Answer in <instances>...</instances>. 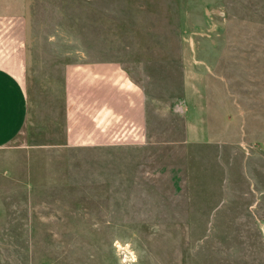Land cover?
I'll return each instance as SVG.
<instances>
[{
  "label": "rangeland",
  "instance_id": "obj_1",
  "mask_svg": "<svg viewBox=\"0 0 264 264\" xmlns=\"http://www.w3.org/2000/svg\"><path fill=\"white\" fill-rule=\"evenodd\" d=\"M0 13L22 18L28 102L0 148V264H264V0H0ZM108 64L138 88L124 95L143 108V144L69 132L108 100Z\"/></svg>",
  "mask_w": 264,
  "mask_h": 264
},
{
  "label": "crops",
  "instance_id": "obj_2",
  "mask_svg": "<svg viewBox=\"0 0 264 264\" xmlns=\"http://www.w3.org/2000/svg\"><path fill=\"white\" fill-rule=\"evenodd\" d=\"M21 19L20 15L0 13V148L20 134L27 117L28 102L24 84L26 43ZM75 68L81 70L80 67ZM97 69L100 70L94 65L88 74L95 76L93 72ZM116 70L108 64V100H99L95 106L96 110L87 116L84 117L85 114L80 113L68 121L69 132H72V135L76 133L74 137L80 139V144L108 142V145H140L144 142L143 108H139L137 101L136 105H133L135 101L124 95L128 91L137 93L138 88L125 78L111 79L110 74H117ZM104 93L105 98L107 91ZM138 96L141 97V107L144 95L138 93ZM67 98L70 102L73 96L68 95ZM78 99L82 97L78 96ZM82 118L89 122L87 127L78 122ZM76 127L84 130L81 133L75 132ZM88 131H91V134L83 142L81 139H84L82 137Z\"/></svg>",
  "mask_w": 264,
  "mask_h": 264
},
{
  "label": "bare ground",
  "instance_id": "obj_3",
  "mask_svg": "<svg viewBox=\"0 0 264 264\" xmlns=\"http://www.w3.org/2000/svg\"><path fill=\"white\" fill-rule=\"evenodd\" d=\"M117 248H118V247H117ZM125 252H126V251H125ZM127 252H128V254H131V251H129V250H127ZM122 254H123V253H122ZM120 257H121V256H120ZM125 259H126V256H125ZM125 259L122 261L123 263L127 262V260H125Z\"/></svg>",
  "mask_w": 264,
  "mask_h": 264
}]
</instances>
